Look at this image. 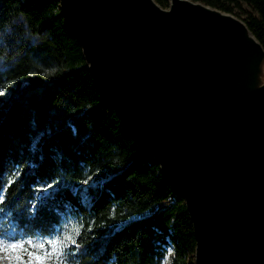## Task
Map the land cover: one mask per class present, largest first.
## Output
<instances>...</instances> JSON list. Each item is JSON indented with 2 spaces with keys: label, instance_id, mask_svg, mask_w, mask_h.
<instances>
[{
  "label": "water",
  "instance_id": "95a60500",
  "mask_svg": "<svg viewBox=\"0 0 264 264\" xmlns=\"http://www.w3.org/2000/svg\"><path fill=\"white\" fill-rule=\"evenodd\" d=\"M85 67L184 200L194 264H264V45L201 1L59 0Z\"/></svg>",
  "mask_w": 264,
  "mask_h": 264
},
{
  "label": "trees",
  "instance_id": "16d2710c",
  "mask_svg": "<svg viewBox=\"0 0 264 264\" xmlns=\"http://www.w3.org/2000/svg\"><path fill=\"white\" fill-rule=\"evenodd\" d=\"M195 1L239 17L247 3L264 45V0ZM0 41V234L53 236L71 215L76 264H162L169 248L194 264L184 200L95 85L60 1L0 0Z\"/></svg>",
  "mask_w": 264,
  "mask_h": 264
},
{
  "label": "snow or ice",
  "instance_id": "6c2138e0",
  "mask_svg": "<svg viewBox=\"0 0 264 264\" xmlns=\"http://www.w3.org/2000/svg\"><path fill=\"white\" fill-rule=\"evenodd\" d=\"M42 135L43 133H38V136ZM55 183L41 187L39 193L55 188ZM83 183L87 184L88 180H84ZM2 190L0 188V191ZM32 210L36 211L35 205L32 206ZM72 232L76 237L80 235L78 227H73ZM73 245L78 247L77 240L70 233H64L62 238L57 234L53 238L40 239L38 242L0 234V264H65L64 250Z\"/></svg>",
  "mask_w": 264,
  "mask_h": 264
},
{
  "label": "rangeland",
  "instance_id": "374dc122",
  "mask_svg": "<svg viewBox=\"0 0 264 264\" xmlns=\"http://www.w3.org/2000/svg\"><path fill=\"white\" fill-rule=\"evenodd\" d=\"M242 6H243V9L236 8L234 10L236 13H239V15H240L241 18H246L250 13H252L255 16H257V12L250 5H248L245 2H242ZM3 64H4L3 61L0 60V70L3 69ZM73 227H78L79 228V225L77 223V220H75V218L73 216L69 215V216L65 217L63 223L61 224L60 227H58L57 232L53 236H49V237H45V238H37V239H35L33 241L34 242H38L40 239L47 240L49 238H53L57 234H60V236L62 238V236H63L64 233H70L75 238L76 237L75 236V233L72 232V228ZM28 239L29 238L24 239V240L26 241ZM73 246H71L69 248H66L64 250L65 251V264H76L75 263V260H74V249H73ZM173 253H174L173 249L172 248H169L168 249V253L166 254L165 258L162 260V264H170L171 255Z\"/></svg>",
  "mask_w": 264,
  "mask_h": 264
}]
</instances>
